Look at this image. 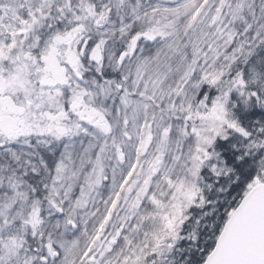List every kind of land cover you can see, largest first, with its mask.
Segmentation results:
<instances>
[{
    "label": "snow or ice",
    "instance_id": "obj_1",
    "mask_svg": "<svg viewBox=\"0 0 264 264\" xmlns=\"http://www.w3.org/2000/svg\"><path fill=\"white\" fill-rule=\"evenodd\" d=\"M0 264H264V0H0Z\"/></svg>",
    "mask_w": 264,
    "mask_h": 264
}]
</instances>
